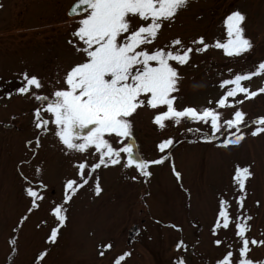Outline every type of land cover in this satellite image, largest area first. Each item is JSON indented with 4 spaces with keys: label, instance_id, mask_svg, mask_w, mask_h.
Listing matches in <instances>:
<instances>
[{
    "label": "rangeland",
    "instance_id": "374dc122",
    "mask_svg": "<svg viewBox=\"0 0 264 264\" xmlns=\"http://www.w3.org/2000/svg\"><path fill=\"white\" fill-rule=\"evenodd\" d=\"M75 1L0 0V264H34L44 251L47 256L43 264H112L114 257L124 252L131 255L123 264H172L177 256L175 245L181 238L190 248L199 242L194 254L187 257L191 264H215L223 249L213 245L209 227L221 193L238 194L232 179L237 164L250 167L253 173L246 185L245 208L253 217L249 236L264 239V136H248L230 150L221 149L216 144L225 137L204 143L197 133L187 132V128L198 125L184 122L178 130L169 128L163 133L178 142L169 161L153 166L147 182L142 177L132 180V176H138L134 169L116 166L98 170L101 195L95 196L94 186L80 190L67 206L68 220L57 243H47L50 229L56 226L49 205L60 202L63 180L75 170L52 135L43 138L36 159L22 163L31 155L25 144L35 135L32 111L37 102L30 96L14 94L11 100L3 97L21 86L20 75L25 71L44 83L40 94L50 96L61 87L57 81L79 59L67 43L76 27L75 18L68 15ZM234 11L246 16L244 27L253 44L251 51L228 58L221 50L210 48L194 57L192 66L182 71L178 94L182 106H211L208 102L222 92L219 85L228 78L229 68L246 72L264 61V0H189L187 9L163 31L161 43L177 36L185 43L200 36L208 43L223 41L224 20ZM242 107L250 119L264 116V95L245 101ZM152 116L146 109L134 122L137 151L145 159L160 155L155 145L162 134L152 124ZM201 131L207 133L209 129L205 126ZM173 163L182 173V186L171 170ZM37 165L43 169L42 179L48 185L47 202L14 233L29 206L19 170L36 183ZM193 222L198 227L194 228ZM134 224L141 230L129 242L128 232ZM172 224L183 232L169 227ZM11 239H16L15 247ZM109 243L112 249L101 258L99 252ZM252 256L264 259V247H253Z\"/></svg>",
    "mask_w": 264,
    "mask_h": 264
},
{
    "label": "snow or ice",
    "instance_id": "6c2138e0",
    "mask_svg": "<svg viewBox=\"0 0 264 264\" xmlns=\"http://www.w3.org/2000/svg\"><path fill=\"white\" fill-rule=\"evenodd\" d=\"M188 4L189 0H76L68 12L75 18L76 27L67 43L79 59L57 81L61 87L50 96L40 94L44 83L37 75L25 71L20 75L21 86L14 93H5L3 98L7 100L15 94L30 96L37 102L32 111L35 135L25 144L31 155L22 163L30 164L36 159L43 147V138L52 135L75 170L63 180L60 202L49 205L56 226L50 229L47 243H57L61 228L68 220L67 206L80 190L94 186L95 196L101 195L98 170L116 166L134 169L138 176L131 179L142 177L147 182L153 175V166L169 161L178 142L174 136L163 135L169 128L178 130L184 122L195 123L198 126L187 128V132L197 133L204 143L225 137L216 147L229 150L248 136H264V116L250 119L242 107L245 101L264 95V61L246 72L229 68L228 78L222 79L219 85L222 92L208 102L211 106H182L178 102L182 71L192 66L194 57L212 48L221 50L228 58H238L253 47L245 34L246 16L240 11L232 12L224 20L226 39L223 41L208 43L200 36L185 43L177 36L161 43L163 31L171 27ZM146 109L152 111L151 122L162 134L155 145L160 154L158 158L145 159L137 151L135 117ZM205 126L209 129L207 133L201 131ZM73 157L78 158L73 161ZM171 170L182 186V173L174 163ZM42 172L37 165L38 182L34 183L33 178L19 170L29 206L14 233L47 202L48 185L42 179ZM252 176L250 167L237 164L232 179L238 194L230 196L222 192L218 198L209 227L213 245L223 249L215 264H264V259L252 256L253 247H264V239L249 236L253 217L245 208L246 185ZM192 226L198 227L194 222ZM169 227L183 232L175 224ZM10 243L15 247L17 241L11 239ZM198 243L190 248L184 239H178L177 256L172 264H191L187 257L194 254ZM112 247L111 243L103 246L99 256L103 258ZM130 255L129 252L119 254L112 264H123ZM46 256V251L39 253L34 264H43Z\"/></svg>",
    "mask_w": 264,
    "mask_h": 264
},
{
    "label": "water",
    "instance_id": "95a60500",
    "mask_svg": "<svg viewBox=\"0 0 264 264\" xmlns=\"http://www.w3.org/2000/svg\"><path fill=\"white\" fill-rule=\"evenodd\" d=\"M137 231H138V227L137 225H134L129 231V240L133 238V236L136 234Z\"/></svg>",
    "mask_w": 264,
    "mask_h": 264
}]
</instances>
